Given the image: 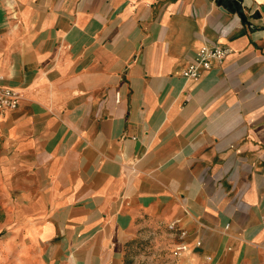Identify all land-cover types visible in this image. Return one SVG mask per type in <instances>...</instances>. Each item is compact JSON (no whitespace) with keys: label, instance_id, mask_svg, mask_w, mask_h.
Masks as SVG:
<instances>
[{"label":"crops","instance_id":"obj_1","mask_svg":"<svg viewBox=\"0 0 264 264\" xmlns=\"http://www.w3.org/2000/svg\"><path fill=\"white\" fill-rule=\"evenodd\" d=\"M238 1L0 0V185L40 264H127L172 222L193 264H264V0Z\"/></svg>","mask_w":264,"mask_h":264},{"label":"rangeland","instance_id":"obj_2","mask_svg":"<svg viewBox=\"0 0 264 264\" xmlns=\"http://www.w3.org/2000/svg\"><path fill=\"white\" fill-rule=\"evenodd\" d=\"M17 212L0 185V264H40L33 255L34 251L29 249L23 238ZM175 223L167 226V231H171L169 232L171 235H167L168 232L163 226L146 230L130 248L127 264H182L187 253L182 256L175 253L177 246L186 242L184 238L187 232L184 229H177L178 234L173 235ZM181 230H184L185 235L180 234ZM188 246L191 249L189 244Z\"/></svg>","mask_w":264,"mask_h":264},{"label":"built area","instance_id":"obj_3","mask_svg":"<svg viewBox=\"0 0 264 264\" xmlns=\"http://www.w3.org/2000/svg\"><path fill=\"white\" fill-rule=\"evenodd\" d=\"M230 49L221 44L203 45L197 52L195 58L189 62L181 74L187 79H193L200 76L202 71L212 68L214 64H220L229 54ZM1 79V76H0ZM20 95L17 91L4 87L0 84V114L13 110L18 106ZM180 234L185 235L184 230ZM200 245V242H196ZM190 251L186 242L180 243L176 248V255L182 256ZM182 264H193L189 260H184Z\"/></svg>","mask_w":264,"mask_h":264},{"label":"water","instance_id":"obj_4","mask_svg":"<svg viewBox=\"0 0 264 264\" xmlns=\"http://www.w3.org/2000/svg\"><path fill=\"white\" fill-rule=\"evenodd\" d=\"M219 2L228 4L229 8H231V9L236 8V11L238 12L240 18L242 20H245V15L242 12V9H241V7L239 5V1L238 0H219Z\"/></svg>","mask_w":264,"mask_h":264}]
</instances>
